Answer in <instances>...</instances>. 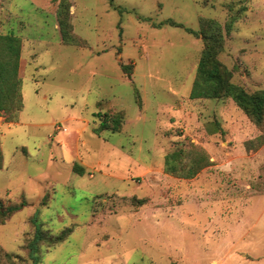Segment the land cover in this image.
Wrapping results in <instances>:
<instances>
[{
	"label": "rangeland",
	"instance_id": "rangeland-1",
	"mask_svg": "<svg viewBox=\"0 0 264 264\" xmlns=\"http://www.w3.org/2000/svg\"><path fill=\"white\" fill-rule=\"evenodd\" d=\"M202 19L223 78L264 97V0H0V34L21 41L23 106L0 116V199L24 204L0 245L18 264H264V117L190 97ZM115 111L123 129L96 133ZM175 151L184 172L212 164L181 178Z\"/></svg>",
	"mask_w": 264,
	"mask_h": 264
},
{
	"label": "trees",
	"instance_id": "trees-1",
	"mask_svg": "<svg viewBox=\"0 0 264 264\" xmlns=\"http://www.w3.org/2000/svg\"><path fill=\"white\" fill-rule=\"evenodd\" d=\"M67 10L60 9V27L64 41L74 42L71 35V25L65 16ZM172 25L179 26L172 21ZM202 34L204 49L198 66V73L190 93L191 98H214L220 97L221 91L225 95L233 97L237 104L248 113L252 119L261 124L264 117V97L247 94L240 87L229 83L223 77L222 66L217 60V54L223 37L219 24L210 19H202ZM21 41L14 34H0V116L3 112L14 113L22 109L21 78L19 76V59ZM221 89V90H220ZM100 123L94 131L101 134L104 130L119 132L123 129L124 115L122 112H98ZM181 160L177 151L166 155L165 169L178 174L181 178H192L204 168L210 166L212 161L205 153L195 155L189 164L187 172L179 170ZM75 170L82 172L83 169L75 166ZM24 204L5 205L0 199V222L4 224ZM68 232L64 231L54 237L50 242L56 244L66 239ZM40 240L43 235H38ZM0 264H18L15 255L7 252L0 245ZM176 264V263H173Z\"/></svg>",
	"mask_w": 264,
	"mask_h": 264
},
{
	"label": "crops",
	"instance_id": "crops-1",
	"mask_svg": "<svg viewBox=\"0 0 264 264\" xmlns=\"http://www.w3.org/2000/svg\"><path fill=\"white\" fill-rule=\"evenodd\" d=\"M206 128H207V131H209L212 134H217L220 131L219 125H217L216 122H214L212 124L211 123L207 124ZM84 165H85V163H84ZM75 166H78L79 168L81 167L82 169H84V167H85V166L77 165V164Z\"/></svg>",
	"mask_w": 264,
	"mask_h": 264
}]
</instances>
